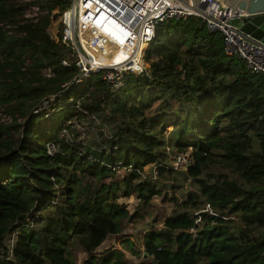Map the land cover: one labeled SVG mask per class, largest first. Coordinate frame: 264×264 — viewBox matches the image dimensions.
<instances>
[{
  "label": "trees",
  "instance_id": "16d2710c",
  "mask_svg": "<svg viewBox=\"0 0 264 264\" xmlns=\"http://www.w3.org/2000/svg\"><path fill=\"white\" fill-rule=\"evenodd\" d=\"M34 2L47 13L20 22L22 6L0 0V109L12 118L0 116V264H78L79 253L82 264H135L129 238L93 255L136 221L121 201L132 196L175 204L144 235L156 264H264V75L227 54L201 18L173 17L149 46L150 75H126L114 93L97 72L66 90L78 68L62 64L64 28L56 39L49 27L71 0ZM50 95V111L34 113ZM83 121L93 125L80 139L72 126ZM176 154L190 155L187 169L174 168ZM189 182L183 198L169 196Z\"/></svg>",
  "mask_w": 264,
  "mask_h": 264
},
{
  "label": "built area",
  "instance_id": "2783aa9c",
  "mask_svg": "<svg viewBox=\"0 0 264 264\" xmlns=\"http://www.w3.org/2000/svg\"><path fill=\"white\" fill-rule=\"evenodd\" d=\"M33 4L41 10L38 3ZM243 14L229 6L227 0H71L70 6L62 11V20L66 25L61 40L76 60L66 58L62 64H75L78 74L64 84L65 89L93 73L102 72L111 91L117 93L124 87L126 75H149L137 74L138 69L147 62V52L156 37L158 24L173 17L201 18L210 29L223 33L227 54L238 56L252 72L264 75V42L242 30L240 24L232 22L234 17ZM112 45L118 55L113 53ZM45 74L51 76L53 73L47 69ZM57 97L48 96L33 112H42L41 107L50 111L49 105L56 102ZM8 118L11 121L12 118ZM62 135L67 138L72 136L67 128ZM48 152H56L53 144L48 145ZM189 164V154H177L173 160V166L178 170L187 169ZM113 168L133 170L131 165L125 167L122 163ZM16 237L14 232L7 240L10 256Z\"/></svg>",
  "mask_w": 264,
  "mask_h": 264
},
{
  "label": "rangeland",
  "instance_id": "374dc122",
  "mask_svg": "<svg viewBox=\"0 0 264 264\" xmlns=\"http://www.w3.org/2000/svg\"><path fill=\"white\" fill-rule=\"evenodd\" d=\"M17 5L22 6L21 8V14H18L16 18H14V21H26L27 19H30L34 17L35 19H38L40 16L42 17L47 13V9H41L38 10L35 8V4H33L36 0H14ZM57 11V10H56ZM55 11V12H56ZM62 12L58 13L57 17H53L52 15V22L49 27V31L56 39L59 38V30L63 27L65 28L66 23L62 20ZM3 24H5L8 28H15V25L17 23H13L10 20L3 21ZM64 30V29H63ZM69 58L72 61L76 60L75 55L69 56ZM151 60H147V67L149 68V75L152 73L151 71ZM136 76V75H134ZM41 111H47L45 110L46 107H41ZM0 116L2 117L3 121H8L9 115L5 113L4 108L0 109ZM91 124L88 121H83L82 123L78 124L76 122L73 123V128H78L81 132L80 139L86 138V129ZM68 129V128H67ZM69 130V129H68ZM169 130H171V127H169ZM70 132V130H69ZM63 134V131H62ZM177 155V154H176ZM175 155V156H176ZM175 156H172V160H174ZM187 166H184L183 168H186ZM154 167L152 165L146 167V173L150 174ZM194 186L192 183H188L184 188L178 189L175 192L170 191L169 196H179L180 198H183L186 193H188L190 190H193ZM121 201L127 202L128 208L130 211L134 212L138 210V217L135 222L128 224V226L124 229L123 232H121L118 235H112L110 236L94 253L93 255H99L102 254L110 249L114 248H124V245L122 241L126 238L132 239L134 242V245L137 250H140V254H133L130 250L124 249L127 257L129 260L134 262L135 264H155L154 260L152 258H149L146 256V253L144 252V245H143V239L144 235L147 230H149L152 227H161L162 221L165 219L166 216L170 215L174 209L175 204L173 201L165 199L163 196H158L153 199L150 205H141V202L137 200L134 196L130 198H122ZM89 257V255H86L84 253L78 254V264H82L84 260H86Z\"/></svg>",
  "mask_w": 264,
  "mask_h": 264
},
{
  "label": "water",
  "instance_id": "95a60500",
  "mask_svg": "<svg viewBox=\"0 0 264 264\" xmlns=\"http://www.w3.org/2000/svg\"><path fill=\"white\" fill-rule=\"evenodd\" d=\"M196 1V0H194ZM234 10L244 14L233 18L245 32L264 42V0H227ZM156 264V260H154Z\"/></svg>",
  "mask_w": 264,
  "mask_h": 264
},
{
  "label": "bare ground",
  "instance_id": "6f19581e",
  "mask_svg": "<svg viewBox=\"0 0 264 264\" xmlns=\"http://www.w3.org/2000/svg\"><path fill=\"white\" fill-rule=\"evenodd\" d=\"M112 51H113V53H114L115 55H118V54H117V51H115V46H114V45H112ZM138 70H139V72H137V74H145V73H149V68L147 67V62L145 63L144 66L139 67Z\"/></svg>",
  "mask_w": 264,
  "mask_h": 264
}]
</instances>
